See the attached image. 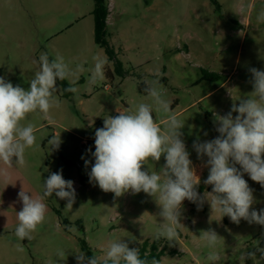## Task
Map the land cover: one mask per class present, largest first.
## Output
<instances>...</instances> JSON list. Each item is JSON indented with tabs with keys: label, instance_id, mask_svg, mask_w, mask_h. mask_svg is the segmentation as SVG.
<instances>
[{
	"label": "rangeland",
	"instance_id": "374dc122",
	"mask_svg": "<svg viewBox=\"0 0 264 264\" xmlns=\"http://www.w3.org/2000/svg\"><path fill=\"white\" fill-rule=\"evenodd\" d=\"M93 7V0H0V76L27 90L43 53L50 59L59 54L73 72L78 65L84 69L64 80L78 89L76 93L64 91L68 87L57 81L60 107L51 109V120L37 112L22 122L36 126V146L26 150L24 167L0 174V264H76L74 254L84 252L82 241L101 259L113 241L134 240L129 247L156 241L154 233L163 218L153 197L143 192L115 197L90 183L94 158L87 149L95 151V130L118 111L151 104L145 88L158 81L164 99L185 122L183 139L203 195L212 190L203 183L207 157L197 158L193 142L219 135L216 116L227 114L233 103L238 105L253 91L249 68L264 70V22L257 19L264 0H108L106 39L124 74L114 73V62L107 61L104 79L91 84L94 57L107 60L94 42ZM153 116L163 127L164 114L154 111ZM53 135H60L58 150H49L47 141ZM82 156L91 161L87 167ZM164 164L162 156L145 168L160 172ZM4 167L0 162V169ZM61 169L66 180L74 181L77 196L72 209L55 194L45 198L44 222L31 240H18L14 232L19 223L16 212L22 209V184L29 195L38 197L43 181ZM244 179L255 190L253 208H264V188L247 174ZM183 207L185 227L177 242L170 245L161 239L167 254L160 264H213L206 259L211 250L200 238L209 228L221 237L216 249L221 260L216 264H242V253L264 248L261 226L244 220L236 224L227 216L220 219L207 202L197 210L185 200ZM57 250L65 251L63 259ZM243 264H264V259L257 253L254 261Z\"/></svg>",
	"mask_w": 264,
	"mask_h": 264
},
{
	"label": "clouds",
	"instance_id": "9594fccd",
	"mask_svg": "<svg viewBox=\"0 0 264 264\" xmlns=\"http://www.w3.org/2000/svg\"><path fill=\"white\" fill-rule=\"evenodd\" d=\"M257 19L264 22V9L258 13ZM94 60L91 84L104 79L107 64L106 59L94 57ZM38 64L39 70L27 90L0 76V162L5 166L0 169V174L5 176L13 166L24 167L26 150L36 146V126L22 122L29 114L37 112L42 114L43 119L51 120V109L60 107L55 95L59 90L57 81L84 71L78 65L73 72L59 54L50 59L47 53H43ZM249 72L253 91L247 98L239 99L238 105L233 103L227 114L216 116L219 135L211 140L193 142L197 158L203 160L207 157L204 167H207L208 175L203 183L212 186L211 192L201 195L198 191L201 179L183 139L185 122L172 111L171 102L164 99L165 90L158 81L145 88L151 104L140 103L134 110L118 111L119 115L108 116L103 127L95 130V151L87 149L94 158L88 173L90 183L98 185L105 193H113L115 197L129 192H143L153 197L163 218L154 239H163L170 245L179 240V230L185 227L181 223L185 200L195 204L197 210L202 209L205 202L209 203L212 212L220 214V219L227 216L236 224L244 220L264 228V208H253L255 190L244 179L247 174L264 188V70L250 67ZM64 91L76 93L78 89L69 86ZM154 111L164 114L163 127L154 119ZM233 113L237 114L233 116ZM47 143L49 150H58L60 135L51 136ZM162 156L165 164L160 172L145 168L150 161L159 162ZM81 159L85 167L91 163L83 156ZM42 188V195L38 197L29 195L23 184L18 193L22 209L16 212L19 223L14 234L20 241L31 240L37 226L44 222L47 212L45 198L55 194L66 201L68 209H72L76 202L74 181L66 180L62 169L50 173ZM200 238L211 250L206 259L216 264L221 260L216 251L221 237L215 229L209 228L201 231ZM130 242L134 240L111 242L103 259L95 255L89 257L85 252L76 253V264H160V260L155 258H142L139 247H129ZM17 251L22 252L23 247L17 245ZM257 253L264 259V248L258 247L241 254L242 264L249 259L254 261ZM56 254L60 259L66 255L63 250H57Z\"/></svg>",
	"mask_w": 264,
	"mask_h": 264
},
{
	"label": "trees",
	"instance_id": "16d2710c",
	"mask_svg": "<svg viewBox=\"0 0 264 264\" xmlns=\"http://www.w3.org/2000/svg\"><path fill=\"white\" fill-rule=\"evenodd\" d=\"M94 7L92 11L94 28V42L105 51L108 62H114V73L118 76H123V69L121 63L116 59L115 52L113 48L109 45L107 36V16H108V0H93ZM106 75L111 77L112 72L109 68H105ZM66 87H68L64 81H61ZM159 241L149 242L145 240L139 246L141 257H147L149 260L155 258L157 260L162 259V257L167 254L166 246H161ZM82 249L85 254L89 257L94 255L91 249L88 247L85 241H82Z\"/></svg>",
	"mask_w": 264,
	"mask_h": 264
}]
</instances>
